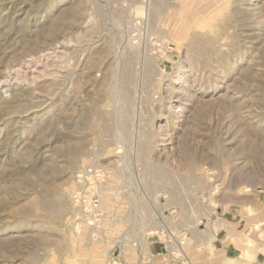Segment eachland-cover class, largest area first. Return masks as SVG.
<instances>
[{"label":"rangeland","instance_id":"obj_1","mask_svg":"<svg viewBox=\"0 0 264 264\" xmlns=\"http://www.w3.org/2000/svg\"><path fill=\"white\" fill-rule=\"evenodd\" d=\"M90 164L150 255L157 210L204 241L264 198V0H0V264H121L70 201Z\"/></svg>","mask_w":264,"mask_h":264},{"label":"built area","instance_id":"obj_2","mask_svg":"<svg viewBox=\"0 0 264 264\" xmlns=\"http://www.w3.org/2000/svg\"><path fill=\"white\" fill-rule=\"evenodd\" d=\"M111 174L104 166H82L71 185L70 201L78 211L79 226L86 227V244L102 242L108 254L119 258L121 264H128L124 255L133 247L137 263L142 255L144 238L141 233L144 232L137 228V209L132 199L129 196L117 197L114 189L117 190L118 185L107 183L106 180L112 178ZM177 216L174 208L156 211L157 226L151 234L165 253H183L179 237L182 229L177 227ZM149 256H152L149 251L143 252V258Z\"/></svg>","mask_w":264,"mask_h":264},{"label":"crops","instance_id":"obj_3","mask_svg":"<svg viewBox=\"0 0 264 264\" xmlns=\"http://www.w3.org/2000/svg\"><path fill=\"white\" fill-rule=\"evenodd\" d=\"M247 205L218 218L217 230L205 233L204 241L199 233H180L181 255L187 264H264V198H254ZM141 246V258L130 264H184L181 255L163 252L159 243L154 247L161 253L143 258L144 241Z\"/></svg>","mask_w":264,"mask_h":264},{"label":"bare ground","instance_id":"obj_4","mask_svg":"<svg viewBox=\"0 0 264 264\" xmlns=\"http://www.w3.org/2000/svg\"><path fill=\"white\" fill-rule=\"evenodd\" d=\"M258 213V212H257ZM103 246V245H102ZM105 247V246H104ZM105 249V248H104ZM106 250V249H105ZM100 251L98 250V251H94L93 252V256H92V258L94 259V261H91V263L90 264H98L99 262H98V256H97V254L99 253ZM146 252V251H145ZM109 261V260H108ZM105 264H108L107 262H105Z\"/></svg>","mask_w":264,"mask_h":264}]
</instances>
